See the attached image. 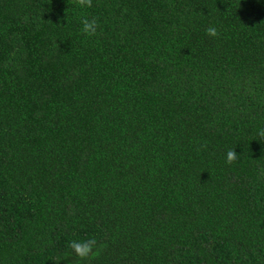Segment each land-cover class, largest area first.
Returning a JSON list of instances; mask_svg holds the SVG:
<instances>
[{"label":"trees","instance_id":"1","mask_svg":"<svg viewBox=\"0 0 264 264\" xmlns=\"http://www.w3.org/2000/svg\"><path fill=\"white\" fill-rule=\"evenodd\" d=\"M262 128L264 0H0V264H264Z\"/></svg>","mask_w":264,"mask_h":264},{"label":"clouds","instance_id":"2","mask_svg":"<svg viewBox=\"0 0 264 264\" xmlns=\"http://www.w3.org/2000/svg\"><path fill=\"white\" fill-rule=\"evenodd\" d=\"M75 7L84 9V8H92L93 0H72ZM67 16V12H66ZM81 23V33L85 36L92 37L97 34L98 23L95 18L88 19L84 17L80 21ZM206 35L211 38H217L219 33L214 26H210ZM258 136L261 140H264V128L258 131ZM239 159L235 149H229L226 152V163L228 165H232ZM96 246L97 240L95 238L83 239V240H72L69 244V247L74 254V258L79 261H85L90 259L92 256L96 254Z\"/></svg>","mask_w":264,"mask_h":264}]
</instances>
